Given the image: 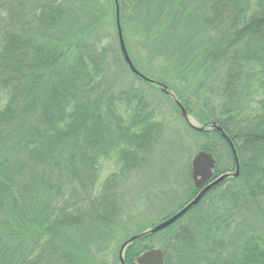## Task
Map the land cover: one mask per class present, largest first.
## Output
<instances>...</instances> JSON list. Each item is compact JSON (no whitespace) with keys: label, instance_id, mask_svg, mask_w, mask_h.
Listing matches in <instances>:
<instances>
[{"label":"trees","instance_id":"16d2710c","mask_svg":"<svg viewBox=\"0 0 264 264\" xmlns=\"http://www.w3.org/2000/svg\"><path fill=\"white\" fill-rule=\"evenodd\" d=\"M118 7L123 37L138 34L148 69H160L151 58L168 61L163 75L182 80L191 67L225 68L220 103L201 107L209 115L196 113L190 97L181 102L204 132L189 126L170 94L132 72ZM208 28L217 37L199 47ZM127 49L140 74L165 85ZM114 69L132 76L126 88L112 80ZM156 96L207 139L202 151L215 158V177L236 172L229 143L210 129L217 123L240 174L167 230L131 244L125 263L137 264L155 237L169 234L165 264H264V0H0V264H96L63 232L78 236L88 223L108 226L123 215L124 183L173 118ZM109 162L117 170L103 181ZM200 191L193 185L191 201ZM245 211L260 223L238 222Z\"/></svg>","mask_w":264,"mask_h":264},{"label":"rangeland","instance_id":"374dc122","mask_svg":"<svg viewBox=\"0 0 264 264\" xmlns=\"http://www.w3.org/2000/svg\"><path fill=\"white\" fill-rule=\"evenodd\" d=\"M137 28L139 31L141 30L140 27ZM204 30L205 32L203 31L201 39H198L199 35L195 39L196 45L199 47L201 44L204 46L202 38L204 41H206L205 39L209 41L217 37L213 28ZM146 35L149 37L148 33ZM124 38L126 48H129L133 54L139 68L145 74L156 77V79L165 80V85L177 101L181 103L182 99L190 97L195 104L194 111L199 114L201 112L203 114L208 113V115L209 112H205L201 107L206 105L217 106L220 103L219 90L225 73V68L220 67V64L215 63L216 67H211V64L207 65L206 63L205 67H203L206 69L196 73L191 67V71L181 77L182 80L167 78L160 69L166 68L168 61H158L156 58H151V62L160 69H148L146 67L147 60L141 58L139 54L138 34H135V32L131 33L127 29ZM113 65L119 71L118 64L113 62ZM115 69L113 70L112 80L121 88H126L132 80V76L127 72L122 75V78H119V74H117ZM159 92L164 93L162 90ZM161 93L159 95L167 100ZM159 100L158 96H156V103ZM152 102L154 103L155 101ZM164 103H162L164 108L169 110L170 107L171 112L173 110L171 115L173 118L165 125V137L159 143L152 156H149L145 166L131 174L126 183H124L121 207L123 215H117L108 226H103L100 220L88 223V231L84 234L87 229L83 230L78 236L63 232L79 248L75 250L79 251L83 257L87 256L89 260L96 264H121L120 252L126 241L175 216L191 202L190 192L194 185L191 179L193 159L198 153L205 152L202 151V148L206 144L207 139L192 132L177 114L175 107L167 101ZM189 118L197 126H202L193 117L189 116ZM221 153L223 160H226L227 155L222 149ZM226 165L225 161V164L221 167L225 168ZM117 166L116 162L106 163L102 171V180H106L116 172ZM255 214L257 213L253 211H245L241 214L238 222L243 219L257 225L260 223V219ZM168 236L169 234H163L155 237L156 243H152V249H161L162 243H166ZM126 250L123 254L124 259ZM104 253H107L106 257H95V254L101 255Z\"/></svg>","mask_w":264,"mask_h":264},{"label":"water","instance_id":"95a60500","mask_svg":"<svg viewBox=\"0 0 264 264\" xmlns=\"http://www.w3.org/2000/svg\"><path fill=\"white\" fill-rule=\"evenodd\" d=\"M118 27H119V34H120V43H121V50L124 55L125 61L130 66L132 72L139 77L143 78L145 81L156 84L160 88L163 89L164 92L170 94V96L173 98V100L176 101L177 105L179 106L182 115L187 120L189 126L193 129H195L198 132H204L206 130L205 126H197L192 122V120L189 118L188 113L186 112L185 108L182 106V104L176 100L175 96L172 93H169L168 87L164 84L155 82L154 80L140 74L138 70L133 65L131 58L128 54L126 44L124 41L121 24H120V16H119V7H118ZM210 129L218 131L225 140L229 143L232 153L235 157L236 161V172L235 173H228L224 174L222 176L215 178V168H216V160L215 158L206 152H200L198 153L194 159H193V169H192V178L194 182V186L196 189L201 190L199 194L189 203L187 204L182 210H180L179 213H177L175 216L169 218L168 220L162 222L161 224L157 225L156 227L145 231L139 235H136L132 238H130L128 241L125 242V244L121 248L120 252V262L121 264H125L124 261V251L127 249L128 246L133 244L135 241L142 239L148 235H155L159 232H162L163 230L169 228L173 224H175L178 220L183 218L188 212H190L194 207H196L203 199L204 197L217 185L222 183L224 180H226L229 177H238L240 174V166H239V160L237 157V152L235 150V147L233 145V142L231 139L226 135V133L223 131V129L217 124V123H211ZM137 264H165V256L164 252L161 249H152L137 259Z\"/></svg>","mask_w":264,"mask_h":264}]
</instances>
